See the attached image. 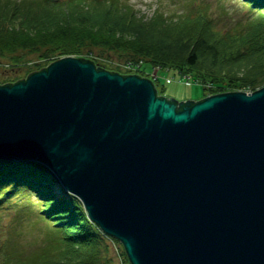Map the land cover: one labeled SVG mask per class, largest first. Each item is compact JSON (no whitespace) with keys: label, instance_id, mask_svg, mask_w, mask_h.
<instances>
[{"label":"water","instance_id":"obj_1","mask_svg":"<svg viewBox=\"0 0 264 264\" xmlns=\"http://www.w3.org/2000/svg\"><path fill=\"white\" fill-rule=\"evenodd\" d=\"M0 160L46 166L130 264H264V86L178 101L65 56L0 84Z\"/></svg>","mask_w":264,"mask_h":264},{"label":"trees","instance_id":"obj_2","mask_svg":"<svg viewBox=\"0 0 264 264\" xmlns=\"http://www.w3.org/2000/svg\"><path fill=\"white\" fill-rule=\"evenodd\" d=\"M167 1L160 0L146 18L131 0H0V57L21 63L26 54L38 56L25 76L0 77V84L15 83L57 59L75 56L125 75L135 71L147 77L144 62L176 69L203 85V98L264 86V0H228L233 8L221 4L219 12L192 0L169 12ZM95 48L142 64L124 73L99 56L87 57L85 51ZM25 194L54 231L48 245L31 254L15 250L14 237L3 241V214L15 211L19 219L29 211L21 203ZM108 239L46 166L0 160V264H115ZM124 255L130 264L125 250ZM67 256L73 261L66 262Z\"/></svg>","mask_w":264,"mask_h":264},{"label":"rangeland","instance_id":"obj_3","mask_svg":"<svg viewBox=\"0 0 264 264\" xmlns=\"http://www.w3.org/2000/svg\"><path fill=\"white\" fill-rule=\"evenodd\" d=\"M186 1L188 2L191 0H168V5L166 3V9L169 12H172L174 11V9L179 8L177 4H183ZM192 1L196 5L209 3L212 12H219L220 9L218 7H220L221 4H224L226 8H228V6H231L233 8L232 2L228 0ZM131 3L135 6L136 9H138L139 15L148 18L152 15L154 9L158 6V4H160V0H131ZM240 14V12L236 13V15ZM92 50L93 52L90 51V53L87 50L85 51L86 55H88L87 57L92 59L95 58V56H99L109 64H114L120 68H124L125 70L122 69L124 73L127 71L126 65L128 62L141 64L140 61L135 62L134 59L120 57L117 53L102 51L98 48ZM17 52L19 53L20 51L18 50ZM25 57L26 61L21 63H12L9 56H6L4 58L0 57V77H8L19 73L25 76L26 69H34L35 67L33 65L36 61H38V56L36 54H26ZM142 67L149 74H155L158 76V80L154 83L160 95L173 97L178 101L184 99H192L194 101H197L199 99H202L204 96V89L202 84L193 80L186 82L185 78H183V74L176 69L158 67H156L155 69L149 62H144ZM63 190L65 189L63 188ZM20 195H24V192ZM25 195L26 197L23 198L21 203L25 208L30 207L29 211H27L26 209V213L22 214V216L20 215L19 219L16 217L18 214L15 211L3 214V241L7 236L14 237V240L16 238L15 242H13V247L15 248V250H22L25 254H31L36 249L38 250L42 247H46L49 243L50 238L53 236L54 231L48 219L39 214V207L35 203V201L27 194ZM109 237L111 238L108 239L110 241L109 252L113 257L115 264H129L125 260L124 250L121 243L116 238H113L110 235ZM1 248L3 249V247ZM66 258H70L65 259L68 263L73 261V258L71 256H67Z\"/></svg>","mask_w":264,"mask_h":264},{"label":"built area","instance_id":"obj_4","mask_svg":"<svg viewBox=\"0 0 264 264\" xmlns=\"http://www.w3.org/2000/svg\"><path fill=\"white\" fill-rule=\"evenodd\" d=\"M138 65L132 63V62H128L127 65H126V68L127 69H134V68H137ZM185 80L188 82L189 78L187 76L184 77Z\"/></svg>","mask_w":264,"mask_h":264}]
</instances>
